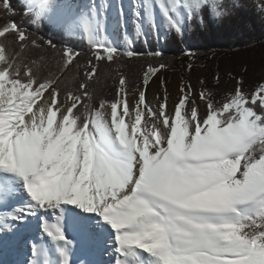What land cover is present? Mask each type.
Wrapping results in <instances>:
<instances>
[{
	"label": "snow or ice",
	"instance_id": "6c2138e0",
	"mask_svg": "<svg viewBox=\"0 0 264 264\" xmlns=\"http://www.w3.org/2000/svg\"><path fill=\"white\" fill-rule=\"evenodd\" d=\"M244 7L0 0V242L17 244L37 223L23 264H75L91 251L106 264H264V82L249 95L238 79L218 103L203 80L197 91L182 79L170 108L161 80L154 108L146 92L157 68L129 103L117 67L114 94L100 93V64L137 56L121 50V35L182 37ZM253 9L264 24V0ZM44 27L87 51L37 36Z\"/></svg>",
	"mask_w": 264,
	"mask_h": 264
},
{
	"label": "trees",
	"instance_id": "16d2710c",
	"mask_svg": "<svg viewBox=\"0 0 264 264\" xmlns=\"http://www.w3.org/2000/svg\"><path fill=\"white\" fill-rule=\"evenodd\" d=\"M12 3L14 7L17 6V0H12ZM241 3L245 7L230 21L209 23L203 28L193 22L191 28L185 29L182 37L174 32L166 33L161 45L159 38L151 32L146 38H136L132 35L131 39L128 38L127 45L137 56L124 58L113 65L101 63L100 79L104 86L100 88V93L109 99L114 94L113 77L116 73L113 69L117 67L129 80V93L140 83L143 72L149 65L155 68L164 65L170 70H180L185 75L186 67L183 62L190 56L188 67L202 66L206 73V87L217 93L216 86L220 82L218 65L224 58L230 59L231 62L239 60L247 71L257 64L264 66V24L259 21L253 9V0H241ZM15 19L20 21L19 16ZM35 34L45 40H51L57 47L68 43L78 51H87V44L80 37L70 38L48 27ZM123 39L125 40V37ZM124 44L119 45L122 51L125 50ZM156 52L161 55H153ZM212 57H215V68L212 67ZM255 81L257 85L262 83L257 79Z\"/></svg>",
	"mask_w": 264,
	"mask_h": 264
},
{
	"label": "rangeland",
	"instance_id": "374dc122",
	"mask_svg": "<svg viewBox=\"0 0 264 264\" xmlns=\"http://www.w3.org/2000/svg\"><path fill=\"white\" fill-rule=\"evenodd\" d=\"M132 31L133 29H130L129 33H131ZM165 35H166V32L164 30H161V33L159 36V41H160L159 45L163 43ZM123 38L124 36H122V38L120 39L118 46L121 43H125L124 44L125 49L127 50L129 49L127 45L128 38L125 37V40ZM190 58L191 57L189 56V59ZM189 59H185L183 62V64L186 67L184 71L185 75L180 70H170L165 67L157 68V72L151 78L150 83L147 86V92H146L147 100L154 108L157 106V97L158 96L162 97L164 94V88L161 86V80H163L164 84L167 87V91L169 94V107L170 108L173 104V101L178 95L177 89L182 79L186 83L190 81L192 84V87L196 89L197 91L202 87L200 83L201 80L204 81L203 86L205 87L207 86L206 80H205L206 73H205L204 68L202 66H197L195 68H189L187 65L190 63ZM227 59L228 58H224L222 61H220L218 65V70L220 72V82L216 86L217 96L214 97V99H217L218 103L221 102L220 94L225 93L230 90H234V88L237 85L238 79L242 80L243 91L249 95L258 86L256 84L255 79H257L260 82H264V66L263 65L257 64L255 66H251L249 71H247V70H244L243 65L239 63L240 62L239 60L231 62L229 61L230 59L229 60ZM212 67L213 68L216 67L215 57H212ZM134 97H135V92L134 90H132L128 93L129 103L133 102ZM203 112H204V108L203 106H201V114H203ZM39 236H40V232L38 229V224L34 222L32 226V230L29 233H25L23 235V238H21L18 242V244L24 246L23 249H20L19 246L17 248H15L16 246L12 247L10 243L8 245L6 243L4 247H1L0 245V264H23V261L26 255L29 253L27 242H31L33 238H36ZM91 252H89L88 255H90ZM100 255L102 256L103 254L100 252ZM1 260H3V262ZM99 260L104 261L106 264L107 260L105 257H102ZM75 264H78L77 261H75Z\"/></svg>",
	"mask_w": 264,
	"mask_h": 264
},
{
	"label": "bare ground",
	"instance_id": "6f19581e",
	"mask_svg": "<svg viewBox=\"0 0 264 264\" xmlns=\"http://www.w3.org/2000/svg\"><path fill=\"white\" fill-rule=\"evenodd\" d=\"M130 29H132L131 27H129V31H130ZM121 38H122V35H121ZM120 38V39H121ZM120 39L118 40V44H119V41H120ZM6 238H8V237H4V240L5 241H7L8 239H6ZM9 243H7V245H8ZM0 245H1V247H4L5 245H6V243H2V242H0ZM10 245L12 246V247H14V246H16L15 248H17L18 246L20 247V249H23L24 248V246L23 245H20V244H12V243H10ZM77 257H78V259H77ZM102 257H105L106 258V260H107V257L106 256H104V255H100V252H96V251H92L91 253H90V255H84V254H82V253H80V252H77L75 255H74V257H73V260L74 261H77V263L78 264H80V261L81 260H84V259H88V260H92V261H100L99 259L100 258H102ZM2 262H3V260H1Z\"/></svg>",
	"mask_w": 264,
	"mask_h": 264
},
{
	"label": "water",
	"instance_id": "95a60500",
	"mask_svg": "<svg viewBox=\"0 0 264 264\" xmlns=\"http://www.w3.org/2000/svg\"><path fill=\"white\" fill-rule=\"evenodd\" d=\"M186 29V28H185ZM129 48V47H128ZM127 50H130V48L129 49H127Z\"/></svg>",
	"mask_w": 264,
	"mask_h": 264
}]
</instances>
